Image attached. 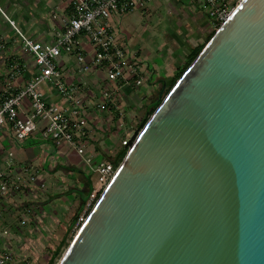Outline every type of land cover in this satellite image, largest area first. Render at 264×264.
<instances>
[{
    "label": "water",
    "instance_id": "obj_1",
    "mask_svg": "<svg viewBox=\"0 0 264 264\" xmlns=\"http://www.w3.org/2000/svg\"><path fill=\"white\" fill-rule=\"evenodd\" d=\"M56 264H264V0H240Z\"/></svg>",
    "mask_w": 264,
    "mask_h": 264
},
{
    "label": "crops",
    "instance_id": "obj_2",
    "mask_svg": "<svg viewBox=\"0 0 264 264\" xmlns=\"http://www.w3.org/2000/svg\"><path fill=\"white\" fill-rule=\"evenodd\" d=\"M68 12L66 0H0L2 91L9 85L14 89L22 88L37 71L33 56L22 49L21 40L7 18L34 41L53 43L57 32L63 29L61 20ZM54 14L57 19L53 18ZM109 24L117 41L140 59V73L144 78L140 86H135L131 78L127 82L111 84L115 100L100 110L95 104L104 83L103 71L80 72L73 55L63 54L58 60L64 82L74 86L87 105L89 140L86 149L95 160L115 158L123 149L121 141L125 139L111 146L110 138L117 137V129L129 119H136L138 124L130 125L136 130L150 107L171 85L187 56L205 43L215 30L208 12L197 0H150L143 9L112 15ZM83 49L88 59L93 49L89 44ZM15 60L22 71L12 79L9 74ZM39 89L47 102L68 109L72 107L51 82H43ZM8 151L13 152L11 173L21 175L29 185L18 192L25 195L24 201L13 199L18 193L0 195L6 213L0 225V238L4 239L1 250H9L10 237L14 234L12 227L25 216L24 225L32 228L29 231H34L40 239V234H46L47 246L43 249L51 248V241L58 237V232H61L62 241L64 234L71 230L74 216L83 209L82 198L92 186L93 175L74 150L43 140L39 131L22 141H15L8 128H0V165L4 170L3 160ZM47 180L49 187L44 189ZM18 211L22 216L17 221L11 213ZM4 230L7 233L4 234ZM40 239L33 242L39 246ZM13 254L18 259L30 260L27 254Z\"/></svg>",
    "mask_w": 264,
    "mask_h": 264
},
{
    "label": "built area",
    "instance_id": "obj_3",
    "mask_svg": "<svg viewBox=\"0 0 264 264\" xmlns=\"http://www.w3.org/2000/svg\"><path fill=\"white\" fill-rule=\"evenodd\" d=\"M197 1L208 12L216 30L240 0ZM149 2L150 0H66L69 12L62 18L63 29L57 32L53 43L34 41L15 27L13 20L7 18L21 40L22 49L33 56L37 71L22 88L14 89L9 85L5 91L0 89V128H8L15 141H22L39 131L43 140L74 150L89 167L93 175L92 186L83 209L73 224L75 231L85 220L87 211L95 203L98 194L113 178L117 166L110 160H95L94 155L87 151V105L83 95L74 86L64 82L58 60L63 54L73 55L80 72L94 69L103 71L104 83L95 106L100 110L106 109L115 100L111 84L117 81L127 82L131 78L135 86H140L144 80L140 73V59L117 41L110 29L109 19L114 14L143 9ZM53 18L58 17L54 14ZM86 44L93 49L88 59L83 49ZM11 67L9 76L13 79L22 68L16 60ZM46 81L51 82L57 92L72 104L70 109L46 101L39 89ZM119 125L122 126V123ZM128 142L126 138L121 141L126 151ZM12 159L13 152L8 151L3 160L5 167L11 168ZM29 180L32 181L33 177L30 176ZM28 185L29 182L21 175L10 176L0 165V195L18 193ZM26 217L19 220L21 225H24ZM0 264L34 263L28 259H18L10 251L0 250Z\"/></svg>",
    "mask_w": 264,
    "mask_h": 264
},
{
    "label": "rangeland",
    "instance_id": "obj_4",
    "mask_svg": "<svg viewBox=\"0 0 264 264\" xmlns=\"http://www.w3.org/2000/svg\"><path fill=\"white\" fill-rule=\"evenodd\" d=\"M143 121V120H142ZM142 121L139 123V125L142 123ZM133 124H138V120L136 119H129L127 122H125L123 124L122 128H118L116 132L117 133V137L116 136H112L110 138L111 141V146L114 147L117 144H120V141L122 138H126L127 140H129V138L131 137V135L134 132V128H132L130 125ZM139 127V126H138ZM138 127L136 129H138ZM84 164V163H83ZM13 169V168H12ZM11 168H7L5 167L6 173L8 175H14L11 173L12 171ZM44 189H47L49 187V181L47 180V182H45L43 184ZM31 192L34 194V191L31 190ZM36 196V194H34ZM25 195L23 193H18L17 196H14L13 199H15L16 201L20 202V201H24L25 200ZM2 202H0V225L2 224V219L5 217L6 213L5 211H3V206H2ZM17 213V214H15ZM15 213H11L14 216V219L18 221V219L20 218V216H22V213L20 211L15 212ZM12 229L14 230V234L12 233V236L10 237V241H11V245L9 246V250L11 253H16L19 254L21 253V255L27 254L28 257L30 258V260L34 263V264H47L48 260L50 258V256L52 255L54 249L59 246L60 248V253L59 255L56 257L55 259V263L56 264L58 262V260L60 259V257L62 256L63 252L65 251V249L67 248V246L69 245L70 241L72 240L74 234L76 233L75 228L72 226L71 230H68L63 237V240L61 241L60 237H61V232H58V239H53L51 241V248H44V246H47V240L45 235L46 234H40L42 239L39 238V236H37V234L34 231H29L32 230V228L28 225H21L19 222L14 225L12 227ZM25 231V232H24ZM40 233V232H39ZM49 235V234H48ZM2 238V237H1ZM0 238V250L1 248H4V246L2 245L3 240ZM5 238V236L3 237ZM40 239V243L39 246L38 244H35L33 241H38ZM42 248V249H41ZM24 253V254H23ZM53 256V255H52Z\"/></svg>",
    "mask_w": 264,
    "mask_h": 264
},
{
    "label": "trees",
    "instance_id": "obj_5",
    "mask_svg": "<svg viewBox=\"0 0 264 264\" xmlns=\"http://www.w3.org/2000/svg\"><path fill=\"white\" fill-rule=\"evenodd\" d=\"M215 31V30H214ZM214 33V32H213ZM212 33V34H213ZM212 34L208 37V39L212 36ZM208 39L206 40V42L208 41ZM205 42V43H206ZM205 43L203 44H200L198 45L197 47H195L191 53L187 56V59H186V62L185 64L183 65V67L180 69V71L178 72L177 76L175 77V79L172 81L171 85L165 89V92H164V95L162 97H160L159 99H157L155 101V103L150 107V109L148 110L147 112V115L143 118V120H147L148 117L154 112V110L156 109V107L160 104V102L162 101L163 97L165 96L166 93H168V91L171 89V87L174 85V83L176 82V80L182 75V73L185 71V69L188 67V65L192 62V60L196 57V55L200 52V50L202 49V47L205 45ZM125 153H126V147H123V149L121 151H119L117 153V155L115 156L114 159L110 160L114 163V165L118 166L119 163L121 162V160L123 159V157L125 156ZM90 188L91 186L89 187L87 193L84 195V197L82 198V204H81V207L84 206L87 198H88V194H89V191H90ZM100 194H98L97 198L99 197ZM96 198V200H97ZM95 200V201H96ZM92 208V207H91ZM88 209L87 211V214L88 212L90 211V209ZM77 215L78 213L74 216L73 220H72V224H74L76 218H77ZM60 248L59 246H57L52 255L50 256L49 260H48V263L47 264H54L55 263V259L56 257L59 255L60 253Z\"/></svg>",
    "mask_w": 264,
    "mask_h": 264
}]
</instances>
